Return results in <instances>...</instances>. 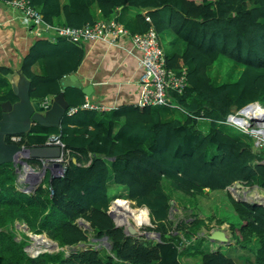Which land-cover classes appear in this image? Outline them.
Here are the masks:
<instances>
[{
    "label": "trees",
    "instance_id": "16d2710c",
    "mask_svg": "<svg viewBox=\"0 0 264 264\" xmlns=\"http://www.w3.org/2000/svg\"><path fill=\"white\" fill-rule=\"evenodd\" d=\"M29 1L48 23L76 28L112 20L119 7H134V23L116 18L118 22L132 34L155 28L162 42L168 39V67L186 68L189 86L173 95L178 108L82 110L66 116L59 128L35 125L23 135L19 145L26 148L44 146L50 136L59 135L70 161L63 175H47L31 194L19 190L13 164L0 166V264H182L184 257L199 264H264V205L237 200L228 192L236 184L264 190V151H256L253 137L226 123L229 114L264 103V0ZM84 56L80 44L38 40L22 64L32 101L64 91L70 107L83 105V91L63 90L61 79L76 73ZM41 62L47 68L44 75L34 69ZM225 66L227 77L220 70ZM11 74L0 66V121L2 105L19 100ZM120 188L123 193L116 191ZM222 191L236 219L225 213L201 218L195 212L199 197ZM174 193L193 211L176 227L170 220ZM117 199L149 210L154 228L147 230L160 240H140L116 227L109 210ZM213 221L228 224L235 247L250 252L240 256L241 263L199 237ZM17 222L35 235L46 234L60 250L31 256L26 251L30 238L18 232ZM91 235L107 238L110 248L91 246L67 254L65 248L88 246Z\"/></svg>",
    "mask_w": 264,
    "mask_h": 264
},
{
    "label": "crops",
    "instance_id": "0c3cea01",
    "mask_svg": "<svg viewBox=\"0 0 264 264\" xmlns=\"http://www.w3.org/2000/svg\"><path fill=\"white\" fill-rule=\"evenodd\" d=\"M137 13L138 10L134 7H119L114 17L119 18L123 24L127 22L131 24L134 23ZM141 13L146 14L143 11ZM24 19L19 9L0 1V66L12 70L9 81L13 91L25 89L30 81L22 72V64L34 44L38 40H49V36H52V33L44 32L41 38L36 37L31 31L32 23L29 24ZM80 45L85 51V56L79 70L71 75H76L85 88L89 86L94 88L88 97L100 106L109 107L110 111L120 106H137L140 99L139 80L142 74L141 53L132 41L124 38L115 44L100 40ZM34 69L42 75L47 72L44 62ZM49 99L51 103L53 98ZM47 174L50 177V172Z\"/></svg>",
    "mask_w": 264,
    "mask_h": 264
},
{
    "label": "built area",
    "instance_id": "2783aa9c",
    "mask_svg": "<svg viewBox=\"0 0 264 264\" xmlns=\"http://www.w3.org/2000/svg\"><path fill=\"white\" fill-rule=\"evenodd\" d=\"M6 3L19 9L23 13L24 20L29 24L32 23L31 31L36 37L41 38L44 32L52 33L49 40L53 42L62 38L75 44L100 40L116 43L118 40L130 35V32L122 24L113 19L88 23L80 28L62 24L54 25L45 21L43 14L29 0H13ZM131 37L133 45L141 53L142 74L139 80L140 99L137 106L139 108H178L173 95L182 94L189 86L188 70L184 68L176 71L168 67L164 44L155 28H150L146 33L135 34ZM49 104L50 99L47 98L43 105L47 107ZM252 105L250 104L235 113L229 114L226 123L253 137L256 151L260 152L264 151V115L251 118L249 114ZM82 110L110 111L109 107L100 106L89 97H86L83 105L69 108L68 115L73 116ZM193 117L198 120H206L203 117ZM10 139L11 142H21L22 136H13ZM47 144L65 147L58 136L51 137ZM63 161L68 163L69 157H64Z\"/></svg>",
    "mask_w": 264,
    "mask_h": 264
},
{
    "label": "water",
    "instance_id": "95a60500",
    "mask_svg": "<svg viewBox=\"0 0 264 264\" xmlns=\"http://www.w3.org/2000/svg\"><path fill=\"white\" fill-rule=\"evenodd\" d=\"M146 16V14H144ZM63 90L68 88H76L82 90L86 96H90L94 88L92 86L84 87L79 81L76 75H71L64 77L61 81ZM31 82L27 83V87L23 90L14 89V94L18 97V101L14 104L5 103L2 105V119L0 121V166L5 164H13L15 166L25 165L29 166L28 159H37L40 161L43 167L48 165L49 167L58 169L61 168L62 159L64 152L60 146H36L32 148H26L15 142H9L7 139L13 136H22L31 132L33 126L40 125L44 128H59L62 126V122L66 117V111L70 107L69 102L65 98L64 92L54 97L49 104L45 107L40 101H32L31 95ZM75 161V160H74ZM243 188L242 184L236 185V189L240 190ZM245 201V200H240ZM260 205H264L260 203ZM149 212V210H148ZM109 215L113 218L116 223V227H121L118 225L115 220L114 211L110 210ZM82 225V224H81ZM89 227V225H87ZM124 231L127 236H139L138 230L133 224H128L124 226ZM25 229L29 231V228L25 226ZM149 234L147 233L146 236ZM158 238L160 240V235ZM35 237L45 236L34 235ZM141 236V235H140ZM31 239L34 241L33 236ZM55 245L53 248L60 250L58 243L49 239ZM107 241V238H105ZM210 240L215 242H220L222 244L228 243L229 238L224 231L216 230L210 235ZM108 242V241H107ZM34 247L29 245L27 246V252L29 248L38 249L40 248L35 244V241L32 243ZM81 248H86V244H80ZM70 251H76L74 247H69ZM44 252L50 251H40L37 255ZM55 252V251H51Z\"/></svg>",
    "mask_w": 264,
    "mask_h": 264
},
{
    "label": "rangeland",
    "instance_id": "374dc122",
    "mask_svg": "<svg viewBox=\"0 0 264 264\" xmlns=\"http://www.w3.org/2000/svg\"><path fill=\"white\" fill-rule=\"evenodd\" d=\"M163 42L165 45V50L167 53H171L169 47L167 46V39L163 38ZM218 68H215L214 73L217 72ZM222 71V75L224 77H227L229 75V68L227 66L223 67L222 69H220ZM263 106L264 103L260 102ZM253 104V103H252ZM248 106V105H247ZM55 174V173H54ZM52 173V175H54ZM47 175V174H46ZM58 175H62L58 174ZM45 180V179H44ZM237 185V184H236ZM236 185H234L233 187L228 188V192L237 200H245L246 202H254V203H264V190L259 188L258 186H250V187H243L240 190L236 189ZM117 192L120 191L121 193L124 192L123 188L117 189ZM260 196V197H258ZM174 199H173V205L171 208V213H170V220L174 223V226L176 227L181 221L188 219L189 215L193 212L191 209L186 208L181 200V197L178 193H174ZM199 203H198V207L197 210L195 211L196 213H198L200 215L201 218H210L211 216H217V217H221L222 213H225L226 215H228L229 217H231L230 219L232 221H234L236 219V216L234 214V211L231 207V204L229 202V198H228V194L227 192H214V193H210L209 195H207L205 198L199 197ZM117 201H119L117 199ZM128 201V200H127ZM130 201V200H129ZM115 202L116 200H114V202L112 203L110 210L115 211ZM131 203V202H130ZM132 207L135 208H142V207H136L135 203H131ZM109 210V211H110ZM149 218H150V212H149ZM115 220L117 221V223H119V219L115 218ZM131 224H133L136 229L138 230L139 236H137L138 239L143 240L147 239V240H159L158 235L155 231H149L147 229L149 228H154L151 218L149 221L148 225L145 226H136L135 222L133 220H131ZM85 225H82L85 229H90L87 226V223L84 221L83 222ZM122 226V225H121ZM125 225H123L122 227H124ZM16 228L19 230L18 232H21V234L24 236V233L30 238L27 239L28 242V246L31 245L34 247V244L32 245V243L34 242L31 239V236H34L35 234H33L32 232L28 231L25 229V226L23 225V223H16ZM215 229H224L226 230L229 240H230V244L234 245L236 243V239H234L233 237V233H231L230 227L228 224L224 223L223 225L219 226V224H217L216 221H213L212 223H210V227L207 229H203L202 232L199 234L200 238H206L209 239V234L215 230ZM149 234V238H147L146 234ZM48 239L49 237L44 234ZM141 235V236H140ZM18 239L21 240V235H18ZM108 241V240H107ZM105 239L99 240L97 238H95V236L91 235L90 236V242L89 245L86 247H91L93 246L95 249H101V248H110V244L109 242H107ZM210 242V241H209ZM213 250H218L221 249L223 250L224 253H226L228 256L234 258L235 260H237L238 262L241 263V260L239 259L240 256H243L245 254H250L249 251H245L242 250L239 247H235L236 245H234L233 247H228L227 246H223L220 245L218 243H209L208 244ZM75 249H82L80 246L74 247ZM27 251V248H26ZM28 253L31 256H36L34 252L37 251V249H28ZM47 251H58L57 248H52V249H48ZM65 251L68 252L67 254H69V249L65 248ZM182 264H199L200 261L198 259H194V258H182L181 259Z\"/></svg>",
    "mask_w": 264,
    "mask_h": 264
},
{
    "label": "bare ground",
    "instance_id": "6f19581e",
    "mask_svg": "<svg viewBox=\"0 0 264 264\" xmlns=\"http://www.w3.org/2000/svg\"><path fill=\"white\" fill-rule=\"evenodd\" d=\"M113 20L118 22V20L116 18H114ZM135 34H143V33L132 34L130 32V35L126 36L125 38H129L132 41L131 36H133ZM122 39H124V38H122ZM122 39H120V40H122ZM120 40H118L116 43H119ZM132 43H133V41H132ZM111 44H115V43H111ZM86 97H88V96H86ZM43 102H42V105H43ZM69 108H71V107H69ZM69 108L66 111V116H69L68 115ZM250 111H251V113L249 114V116L251 118L262 116V115H264V106L260 102L253 103ZM53 136H58L60 138L59 135H53ZM53 136H50L48 138V140ZM48 140L46 141V144L44 146H59V145H48L47 144ZM60 147L62 148V150L64 152V156L62 159V165L63 166L61 168L55 169V168L49 167L48 165L43 167L42 164L40 163V161L37 159H28L27 162H28L29 166H27V167L25 165H19V164L17 166L14 165V167L16 168V172H17V183H18L19 190H21L27 194H31L32 192H35L41 184H43L44 179L46 177V174L48 172H50V174H51L50 178H52L54 176H61L58 174L62 173V175H63L65 173L66 164H68L69 162L66 163L63 160H64V157H66V156L69 157L70 152L66 149V147H64V148L62 146H60ZM254 149L256 150L255 144H254ZM31 160H36L37 163L33 165L32 163H30ZM69 161H70V157H69ZM52 173L53 174L55 173V174L52 175ZM25 185H27V186H25ZM258 197H260V196H258ZM114 210H115L114 211L115 218L119 219L118 225L128 226V224H131V222H132L131 220H133L135 222L136 226H142V225L145 226V225L149 224V221H150L149 212L144 207L141 209L140 208H132L129 205H126V203H124L123 201H119L118 204L115 205ZM83 222L84 221H80V225L81 224L85 225ZM87 225H89V224L87 223ZM216 230L224 231L227 234L226 230H224V229H215L209 234L208 240L211 243H218V244L223 245V246H227V245L230 246L231 245L230 240L228 241V243H225V244L210 240V235ZM227 236H228V234H227ZM33 238H34L35 244L40 247L37 249L36 252H34L35 255L38 254L40 251H47L48 249H52L53 246L55 245L46 236H42V237L33 236Z\"/></svg>",
    "mask_w": 264,
    "mask_h": 264
},
{
    "label": "clouds",
    "instance_id": "9594fccd",
    "mask_svg": "<svg viewBox=\"0 0 264 264\" xmlns=\"http://www.w3.org/2000/svg\"><path fill=\"white\" fill-rule=\"evenodd\" d=\"M250 105V104H249ZM245 108V107H244ZM200 124V123H199ZM204 130H206L205 128H204ZM23 138V137H22ZM9 139H10V137H9ZM10 142H11V139H10ZM16 144H19L20 142H15ZM21 146H23L24 147V145H21ZM238 185V184H237ZM244 187V186H243ZM264 204V203H263ZM24 226H26L25 224H23ZM137 237V236H136ZM38 256V255H37Z\"/></svg>",
    "mask_w": 264,
    "mask_h": 264
}]
</instances>
